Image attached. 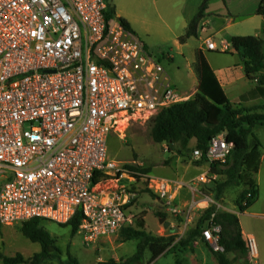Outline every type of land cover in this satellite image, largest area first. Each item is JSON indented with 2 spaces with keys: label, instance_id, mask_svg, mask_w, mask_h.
<instances>
[{
  "label": "built area",
  "instance_id": "built-area-1",
  "mask_svg": "<svg viewBox=\"0 0 264 264\" xmlns=\"http://www.w3.org/2000/svg\"><path fill=\"white\" fill-rule=\"evenodd\" d=\"M106 10V0H0V227L35 218L66 225L79 213L77 234L94 246L133 225L141 189L169 204L182 188L108 157L110 135L123 139L187 97ZM231 148L220 134L193 150L207 166L199 184L215 178L211 166L226 165ZM201 237L223 251L218 225ZM245 246L258 264L254 237Z\"/></svg>",
  "mask_w": 264,
  "mask_h": 264
},
{
  "label": "rangeland",
  "instance_id": "rangeland-1",
  "mask_svg": "<svg viewBox=\"0 0 264 264\" xmlns=\"http://www.w3.org/2000/svg\"><path fill=\"white\" fill-rule=\"evenodd\" d=\"M229 1L234 6L241 5V0ZM106 3L113 8L111 0H106ZM214 8H217V10L223 9L224 4L222 0H216ZM124 10H126V14L131 19V22L139 24L140 12L138 5L134 1L128 3L124 7ZM152 20H157L155 15L152 16ZM134 28L137 30V34L135 32V35L137 37L139 35L140 38H138L141 41L152 43L153 49L146 50L163 67L173 86L180 93L188 97L195 88V84L192 82L193 77L190 78L191 65H188V61L182 56L176 55L170 45L162 44L156 35L142 34L138 26ZM213 41H216V39L213 38ZM168 55H171L174 60L171 61ZM150 129V123L141 122L131 125L123 139L110 135L107 142V150L108 157L112 160L123 163L136 162L142 165L143 168L149 169L152 176L172 179L182 184L183 188L179 189L176 194L177 197L169 204H166V201L156 200L155 196L147 190L141 189L135 206L133 205L134 207L130 208L134 220L133 225L129 229L146 230L147 228V231L152 233L159 231L160 235L168 236L167 230L163 227V222H160L164 218L165 221L169 222V228L173 232L177 231L174 233L176 239L172 247L167 251L168 253L154 260V264H176L178 260L182 264H192L193 259L197 264H218L211 252L202 244L194 246L193 251L189 249L181 250V248L185 247L179 245V241L183 242L187 240L190 233L196 232L198 238H195L193 241L197 239L204 241L201 237L202 230L211 222L216 224L214 216H210L209 220L203 218L204 210L210 205L214 206V212L229 213L238 217L243 230L247 233V235L243 234L240 227L244 242L248 235L254 237L258 250L257 263L264 264V158L260 164L258 173L254 177L258 190L257 203L253 208H248L246 213L240 214L237 202L244 188L241 181L230 182V184L222 187L219 193L217 192L218 186L225 182L222 174H216L215 178L207 185L199 184L196 177L199 175L200 169L196 168L198 164L192 159L195 145L190 144L187 149H182L179 144H173L169 149L166 144H157L152 140ZM252 132L260 141L261 153L264 154V126H255ZM227 164L217 168L225 171L228 168ZM186 186H191L192 190H187ZM184 189L189 192V196L179 200V195ZM217 194L219 197L215 200L214 195ZM206 196L208 198H205ZM208 199H211L214 203H208V206L204 208L206 206L205 203L199 202ZM189 203L197 206L194 209H190ZM160 214L164 217L160 216ZM140 222L143 223V228L140 227ZM219 227L221 233V226ZM19 228V224L0 228V255L5 258H14L17 254H20L25 262L18 264H73V261L78 264H97L110 260L123 262L135 253L138 243L136 239L122 242L123 238L120 234H117L110 240L100 242L94 246H86L81 241L77 232L72 233L70 227L46 222L45 228L54 240L58 253L56 257L49 260H32L40 252V246L28 241L20 233ZM164 232L165 234H163ZM208 248L212 250V248ZM146 259L144 262L147 261ZM226 259L231 264H253L247 254L246 246L243 254L228 253L226 254ZM0 264H4L1 259Z\"/></svg>",
  "mask_w": 264,
  "mask_h": 264
},
{
  "label": "trees",
  "instance_id": "trees-1",
  "mask_svg": "<svg viewBox=\"0 0 264 264\" xmlns=\"http://www.w3.org/2000/svg\"><path fill=\"white\" fill-rule=\"evenodd\" d=\"M208 0H204L199 6L197 13L188 23L183 36L179 42L183 44L188 38L197 36V25L203 18L207 9ZM256 14L264 18V0H261ZM106 19L116 18L114 9L107 4ZM125 30L135 35L129 23L123 18H116ZM234 52L241 58L245 75L248 79H257L259 85L264 86V40L256 36H233L229 38ZM194 72L198 80L195 93L188 99L161 110L148 123L151 124L150 136L157 144H166L170 149L173 144H179L182 149H187L191 140L195 141L194 149L205 151L210 141L217 135L223 134L227 143L232 148L228 158V168L225 171L211 166V172L222 174L225 182L218 186L220 189L232 181H241L244 186L237 202L240 214L251 207L257 197V185L254 180L258 173L261 162V144L252 130L255 126H264V114L258 109H248L232 104L226 98L222 88L217 82L204 54L199 50L195 53ZM198 165L203 161L195 162ZM150 172L149 169H141ZM248 193L252 200L242 206V201ZM215 200L219 195H214ZM215 208L210 205L203 212V218L209 220L214 213L217 225L221 226L219 245L224 253L212 251L218 264H231L226 259V254H243L245 242L242 238L238 217L229 213L214 212ZM160 216L164 217L162 214ZM46 221L42 219H31L20 224V233L31 243L40 246V252L32 260H49L56 257L58 249L54 240L45 228ZM80 223L79 213L66 225L76 233ZM143 228V223L140 222ZM1 228V227H0ZM123 238L122 242L131 239L138 240L136 252L125 261L99 262L97 264H142L146 254H149L147 263H151L158 257L169 251L176 237L174 235L147 234L143 229H123L119 232ZM198 238V234L190 233L185 241H179V245L187 247L190 242ZM210 247V246H209ZM4 264H18L25 260L20 254L14 258H5L0 255ZM73 264H78L73 261ZM176 264H181L176 262Z\"/></svg>",
  "mask_w": 264,
  "mask_h": 264
},
{
  "label": "crops",
  "instance_id": "crops-1",
  "mask_svg": "<svg viewBox=\"0 0 264 264\" xmlns=\"http://www.w3.org/2000/svg\"><path fill=\"white\" fill-rule=\"evenodd\" d=\"M133 1L138 5V10L140 12L139 24L131 22V19H129L126 14V10H124V7ZM203 1L204 0H111V4L113 5L115 17L125 19L134 33L136 32L137 34V30L134 27L138 26L142 34L156 35L162 44L170 45L171 48L174 49L176 55L182 56L188 61V65H191L190 78L193 77L192 82L195 84V88L186 99L191 97L198 87V80L193 65L195 62V53L200 50L204 54L208 65L228 101L232 104L248 109L259 108L258 112L261 111L263 112L262 114H264V86L259 85L257 79L250 80L246 77L242 60L234 52L229 43V38L233 36H256L264 40V18L256 14V10L261 0H241L240 6H234L229 0H222L224 8L221 10L214 8L216 0H208L205 14L203 18L199 20L197 25V36L190 37L181 44L179 38L184 35L188 23L195 16ZM153 15L156 16V21L152 20ZM213 38H215L216 41H213ZM209 40L214 43L215 50L207 49L206 42ZM141 42L146 49H153L152 43H147V41ZM168 56H170L169 59L171 61L174 60L171 55ZM177 70L179 71L178 68ZM190 144L195 145V141L191 140L189 142V145ZM263 158L264 154L261 153V162ZM196 168L200 169V172L198 173L199 175L207 170V166L204 163L197 165ZM186 188L187 190H192L191 186H186ZM187 190L184 189L182 191L179 195V200L185 199L189 196ZM205 198L208 197L206 196ZM256 201L257 199H255V202L251 205L250 209L255 206L257 203ZM201 202L205 203L206 206H204V208L208 206L205 200L200 201L199 203ZM196 206L197 205L194 207ZM246 212L247 211L244 213ZM144 227L146 228V226ZM240 227L242 228L241 224ZM144 231L152 236L160 235L159 231L152 233L147 231V228ZM176 232L177 231L173 232L171 230L168 235H174ZM242 233L247 235L243 228ZM163 234H165V232ZM199 244L204 245L211 252L208 248L209 245L205 241H201V239L192 241L190 245L181 248V250L189 249L193 251V247L198 246ZM167 253L168 252L163 255ZM211 254L213 258H215L212 252ZM146 256L148 259L149 254H146ZM176 262L180 261L178 260ZM144 264H154V261L151 263L145 261ZM192 264H197V262L193 259Z\"/></svg>",
  "mask_w": 264,
  "mask_h": 264
},
{
  "label": "water",
  "instance_id": "water-1",
  "mask_svg": "<svg viewBox=\"0 0 264 264\" xmlns=\"http://www.w3.org/2000/svg\"><path fill=\"white\" fill-rule=\"evenodd\" d=\"M160 222H163V227L167 230V234H169V233H170V230H171V229L169 228V226H170L169 222H166L164 218H162V219L160 220Z\"/></svg>",
  "mask_w": 264,
  "mask_h": 264
}]
</instances>
